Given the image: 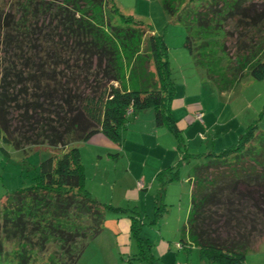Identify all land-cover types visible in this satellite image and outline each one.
<instances>
[{"label": "trees", "instance_id": "16d2710c", "mask_svg": "<svg viewBox=\"0 0 264 264\" xmlns=\"http://www.w3.org/2000/svg\"><path fill=\"white\" fill-rule=\"evenodd\" d=\"M161 4L183 21L186 44L201 49L197 59L216 84L263 74L264 0ZM166 48L161 34L112 0H0V137L15 147L66 146L39 162L34 184L0 202V264H10L8 255L13 264H74L109 211L129 212L135 254L150 255L134 224L137 209L91 196L78 149L68 144L95 132L118 142L128 113L147 107L156 125L177 134ZM191 156L204 158L186 172L183 239L216 264H244L245 252L264 240V132L251 123L217 152ZM176 165L157 172L152 221L167 210L163 187L178 177Z\"/></svg>", "mask_w": 264, "mask_h": 264}, {"label": "rangeland", "instance_id": "374dc122", "mask_svg": "<svg viewBox=\"0 0 264 264\" xmlns=\"http://www.w3.org/2000/svg\"><path fill=\"white\" fill-rule=\"evenodd\" d=\"M112 1L122 14L142 21L152 33L162 35L174 82L173 101L177 103L172 112L180 131L175 134L163 123L156 125L152 108L147 107L128 113L126 127L119 136V150L111 149L114 141L101 132L68 144L78 149L84 175L83 187L91 196L128 208H138L137 211H141L142 215L146 205L148 216H135L134 224L138 227V235L150 244V255L137 256V239L129 231L128 237L122 238L124 244L120 248L112 240L105 215L102 229L87 239L74 264H216L201 253L197 246L189 245L183 239L181 227L185 204L177 206L185 201L183 193L182 197H176L178 203L175 201L168 205L170 208L167 213H163L162 218L152 221V198L157 186L160 187V181L156 179L150 189L145 179H142L141 189L136 187L135 181L140 178V171L149 167L150 160L161 159L163 154L171 158L173 153L170 166L177 164L178 177L171 185L168 186L167 182L164 184L163 189L167 186L170 189L167 188V194L162 196L161 202L167 204L172 195L170 190L184 179L189 165L204 158H194L192 153L217 152L235 142L251 123L255 124L256 131L264 132V72L259 77H252L249 72H245L230 87L222 88L208 76L201 65L202 59H197L201 49L197 48L195 53L193 47V51H190L183 21L176 17V13L165 11L161 0ZM114 21L119 22L117 17ZM261 57L264 61V53ZM182 99L185 100L184 104ZM196 111L201 112L202 121L194 117ZM106 142L110 147L107 148ZM65 148H52L44 144L15 147L0 137V202L13 190L34 184L39 174V162L52 154L59 156ZM184 155L188 161L181 159ZM131 189L139 195H129ZM128 213L126 211L125 214ZM161 240H166L165 249L158 248ZM177 241L183 246L177 247ZM11 245V242L6 243L7 248ZM14 257L8 255L6 260L13 264ZM37 262L39 259L33 261L34 264ZM244 264H264V240L258 241L245 252Z\"/></svg>", "mask_w": 264, "mask_h": 264}, {"label": "crops", "instance_id": "0c3cea01", "mask_svg": "<svg viewBox=\"0 0 264 264\" xmlns=\"http://www.w3.org/2000/svg\"><path fill=\"white\" fill-rule=\"evenodd\" d=\"M181 102L184 104L185 100L182 99ZM175 104H177V103H174L173 97H172V99L170 101V111L172 113L173 119L175 117L173 115L172 108L174 107ZM174 121H175V119H174ZM175 123H176V121H175ZM178 128H179V126H178ZM106 143H108V142H106ZM111 145H112V148L111 149H113V148H115V150L121 149L120 147H118V142L117 143L112 142ZM108 147H110L109 143L107 144V148ZM162 156L163 157H161V159L159 158L158 160H156V159L155 160H153V159L150 160L149 167L147 169H142L140 171V173H139L140 178L135 181L136 187H138L139 189H141L143 187V181H142V179H145L146 181L149 182V189H150L152 187L154 181L156 180L157 172L160 169H162L163 167H166V166H169L170 164H172L173 158H174V154L173 153H172V157H171L172 159L169 156L168 157L164 156V154ZM170 160H172V161H170ZM136 176H138V175H136ZM186 177L187 176L185 174L184 179H181L180 182L177 185L174 184L173 188L170 190V192L172 193V195L169 197L170 198V201L166 202L167 204H165V202H163L165 204L166 208H167V210L164 211V214L167 213L168 209L170 208V207H168V205L169 204H172L175 201L178 203V200L179 199L178 198L176 199V197L177 196L182 197V194L181 193H183L184 198H185V201L182 202L181 204H178L177 206L180 207L181 205H184L185 204L184 205L183 219L185 218L186 211H187V207H188V203H189V188H190V186H189L188 183L187 184H184L185 182H187L186 181ZM156 181H158V180H156ZM138 182L140 183L139 185H138ZM172 182H173V180L168 181L167 182L168 186ZM168 186L164 189L163 196L164 195L166 196V194H167V188L170 189ZM156 189L157 190L155 191V194H153V198H152L153 202L155 200L156 194L160 190V187L158 188V186H157ZM129 192H130L129 195H131V194H134L135 195L136 193L138 194V192L136 191V193H135L133 189L129 190ZM138 195H135V197H137ZM165 199H166V197H165ZM145 200H146V198H145ZM110 203H112V202H110ZM115 205H120V204H115ZM137 210H139V209L137 208ZM146 211L147 210H146V205H145V211H144L145 213L143 215L148 216V214L146 213ZM143 215H142V212L141 211H138V215L137 216H140L141 217ZM106 216H107L106 224H107V228L109 230V233L112 235L111 236L112 237V240L113 241L115 240L116 243L121 248L122 247V244H124L122 242V238H124L125 236L128 237V235H129L130 219L125 214V212H121L120 214L119 213L117 214L115 212L109 211V213H107ZM162 217H163V214L160 215V218H162ZM152 218H153V214H152ZM166 246H167L166 245V240L159 241L158 248H164L165 249Z\"/></svg>", "mask_w": 264, "mask_h": 264}, {"label": "built area", "instance_id": "2783aa9c", "mask_svg": "<svg viewBox=\"0 0 264 264\" xmlns=\"http://www.w3.org/2000/svg\"><path fill=\"white\" fill-rule=\"evenodd\" d=\"M201 112L200 111H196L195 113H194V117L196 118V119H198L199 121H202V117H201ZM140 183L138 182V185H139Z\"/></svg>", "mask_w": 264, "mask_h": 264}]
</instances>
